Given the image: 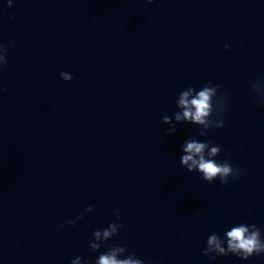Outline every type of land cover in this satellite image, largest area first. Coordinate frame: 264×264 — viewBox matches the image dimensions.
<instances>
[{
  "label": "water",
  "instance_id": "obj_1",
  "mask_svg": "<svg viewBox=\"0 0 264 264\" xmlns=\"http://www.w3.org/2000/svg\"><path fill=\"white\" fill-rule=\"evenodd\" d=\"M0 44V264H96L116 245L143 264H264L203 254L239 224L264 239V0H0ZM209 81L225 126L201 137L174 115ZM188 139L241 175L188 172Z\"/></svg>",
  "mask_w": 264,
  "mask_h": 264
},
{
  "label": "clouds",
  "instance_id": "obj_2",
  "mask_svg": "<svg viewBox=\"0 0 264 264\" xmlns=\"http://www.w3.org/2000/svg\"><path fill=\"white\" fill-rule=\"evenodd\" d=\"M148 3L154 0H147ZM8 6L12 7V0H8ZM227 49V45L225 46ZM8 48L0 44V71L8 64ZM61 78L64 81L71 82L74 77L67 73L61 72ZM256 100L257 94L264 92V89L256 87L254 89ZM258 105L264 107V103L257 100ZM177 107L180 111L175 113V120L183 123L191 122L200 126L202 129L198 135L207 136L208 130L216 128L220 129L225 126L223 119L224 101L219 95L218 86L212 84L211 81L200 90L194 87H188L182 91L177 99ZM218 119H213V114ZM165 124H172V118L165 115L163 117ZM176 125H172L175 130ZM222 152L221 147L211 145L209 142H200L196 139H188L183 145V155L181 156V164L188 172H199L204 181L213 183L219 180L221 184L227 185L229 178H236L241 175L240 169L234 168L228 162H219L218 157ZM91 206L87 208V212H92ZM119 217V211L116 212ZM78 219H83L81 215ZM68 224L75 227L76 221L69 220ZM64 225H60L63 228ZM122 224L111 223L104 230H95L93 232L94 242L89 241V248L94 252H99L106 242L120 235ZM225 244L227 247H225ZM203 254L215 260L217 256L235 255L242 260H248L253 256L264 255V239H262L261 230L255 225L239 224L231 227L225 233V239H221L218 235L212 234L207 239V248ZM71 264H82V258L76 257ZM96 264H143V261L137 258L135 253L128 254V249L123 245H116L108 248L106 252L99 255Z\"/></svg>",
  "mask_w": 264,
  "mask_h": 264
}]
</instances>
